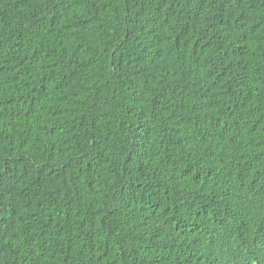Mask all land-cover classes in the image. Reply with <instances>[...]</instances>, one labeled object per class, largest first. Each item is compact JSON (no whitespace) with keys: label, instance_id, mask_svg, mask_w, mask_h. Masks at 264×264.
I'll use <instances>...</instances> for the list:
<instances>
[{"label":"trees","instance_id":"1","mask_svg":"<svg viewBox=\"0 0 264 264\" xmlns=\"http://www.w3.org/2000/svg\"><path fill=\"white\" fill-rule=\"evenodd\" d=\"M0 264H264V0H0Z\"/></svg>","mask_w":264,"mask_h":264}]
</instances>
